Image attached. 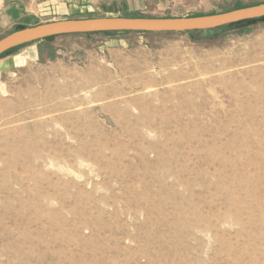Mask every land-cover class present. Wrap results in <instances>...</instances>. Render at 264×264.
<instances>
[{"label":"rangeland","instance_id":"rangeland-1","mask_svg":"<svg viewBox=\"0 0 264 264\" xmlns=\"http://www.w3.org/2000/svg\"><path fill=\"white\" fill-rule=\"evenodd\" d=\"M261 4L0 0V40ZM0 264H264V21L207 39L58 37L0 59Z\"/></svg>","mask_w":264,"mask_h":264},{"label":"water","instance_id":"water-1","mask_svg":"<svg viewBox=\"0 0 264 264\" xmlns=\"http://www.w3.org/2000/svg\"><path fill=\"white\" fill-rule=\"evenodd\" d=\"M264 21V4L218 15L189 18H96L62 20L36 27L19 26L0 40V57L24 45L53 37L124 33L169 34L201 32L204 39L215 38L231 30H241ZM6 57V56H5ZM2 59V58H1Z\"/></svg>","mask_w":264,"mask_h":264},{"label":"crops","instance_id":"crops-1","mask_svg":"<svg viewBox=\"0 0 264 264\" xmlns=\"http://www.w3.org/2000/svg\"><path fill=\"white\" fill-rule=\"evenodd\" d=\"M105 6L115 9V4L114 3H105V5L103 7H105ZM62 9H66L67 11L70 9L71 12H74V13L77 12L78 10H80V9H87L88 12H91V11L93 12V11H96V10L98 11V7H96L94 4L90 5V6H86V7H81V6L78 7L77 5H67L66 8H62ZM59 12H62V11L59 10ZM130 18H141V17H130ZM143 18H149V17H143ZM62 20H69V19L68 18H63ZM34 27H36V26H34ZM101 36H104V35H101ZM70 37H78V36H70ZM80 37H82V36H80Z\"/></svg>","mask_w":264,"mask_h":264},{"label":"trees","instance_id":"trees-1","mask_svg":"<svg viewBox=\"0 0 264 264\" xmlns=\"http://www.w3.org/2000/svg\"><path fill=\"white\" fill-rule=\"evenodd\" d=\"M242 8H247V7H242ZM242 8H238V9H242ZM238 9H234V10H238ZM234 10H232V11H234ZM246 28H244V29H246ZM244 29H241V30H244ZM231 31H240V30H231ZM126 34H133V33H124L122 35H126ZM188 34H192L193 36H197L198 37L199 35H201V32H199V31H197V32H190ZM92 35H111V34H109V33H103V34H86V35H72V36H92ZM116 35H118V34H116ZM61 37H65V36H61ZM54 38H58V37H53V38H49V39H46V40H50V39H54ZM39 42H41V41H39ZM35 43H38V42H35ZM31 44H34V43H30V44L24 45L22 47H19V48L13 50L12 52L17 51V50H19L21 48H24L25 46H28V45H31ZM12 52H10L9 54H11ZM7 55L8 54H5V55L1 56L0 59L1 58H4Z\"/></svg>","mask_w":264,"mask_h":264}]
</instances>
